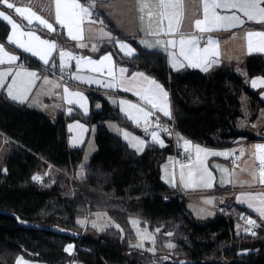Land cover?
Segmentation results:
<instances>
[{"label": "crops", "instance_id": "1", "mask_svg": "<svg viewBox=\"0 0 264 264\" xmlns=\"http://www.w3.org/2000/svg\"><path fill=\"white\" fill-rule=\"evenodd\" d=\"M0 19L8 26L7 43L0 42V93L52 120L58 114L85 118L106 102L140 133L128 132L116 119L102 120L132 149L141 150L147 140L168 144L162 126L145 127L141 103L163 111L165 97L169 101L157 78L133 67V57L157 52L173 71L208 73L220 65L244 64L249 54H264V0H0ZM57 68L71 72L75 87L55 79ZM246 82L255 91L264 89V76ZM96 125L79 117L65 121L68 147L82 149L81 166L96 150ZM254 136L232 147H211L178 134L192 162L173 172L168 152L161 180L190 193L185 203L195 220L214 218L217 210L237 217L244 210L263 228L264 136ZM233 221L237 234L251 232ZM65 249L70 254L76 245L70 242ZM15 263L45 264L21 255Z\"/></svg>", "mask_w": 264, "mask_h": 264}, {"label": "trees", "instance_id": "2", "mask_svg": "<svg viewBox=\"0 0 264 264\" xmlns=\"http://www.w3.org/2000/svg\"><path fill=\"white\" fill-rule=\"evenodd\" d=\"M7 33L0 19L1 43H7ZM132 59L133 67L149 72L167 90L170 120L183 138L211 147L226 146L238 135L256 138L236 129L242 115L239 96L247 94L253 113L263 102L234 66L220 65L208 73L173 71L157 52ZM244 67L250 77L264 76V54H249ZM75 117L97 123L96 150L82 166V149L69 148L66 139L65 121ZM106 118L135 130L106 102L85 118L58 114L52 120L0 93V132L8 143L0 165V264H16L19 255L45 264H69L65 248L70 242L76 245L79 264H264V227L237 234L234 221L223 215L195 220L184 199L163 195L174 191L160 177L161 163L171 152L169 141L161 147L147 140L137 153L107 130L102 124ZM46 168L55 176L43 174ZM42 174L44 181L39 182ZM97 210L106 211L124 235L113 227L96 231L87 226L75 238L83 229L81 219ZM130 216L157 228L160 239L170 238L173 247H163L156 255L132 247Z\"/></svg>", "mask_w": 264, "mask_h": 264}, {"label": "rangeland", "instance_id": "3", "mask_svg": "<svg viewBox=\"0 0 264 264\" xmlns=\"http://www.w3.org/2000/svg\"><path fill=\"white\" fill-rule=\"evenodd\" d=\"M236 73L243 77V79L246 81L249 76L246 73L244 64H237L235 66ZM257 89V88H256ZM259 89V88H258ZM260 97L264 100V89L260 88L257 90ZM240 104H241V110L242 115L237 119L236 123V129L237 130H244L248 134L261 136L263 138L264 136V104L259 105L256 112L253 113L250 109L248 96L246 93H242L239 96ZM166 102V108H164L163 111H159L162 116H164L167 119L171 118V107L170 103L168 101V98L165 97ZM132 126V125H131ZM136 128V126H134ZM146 127V126H145ZM125 130H128V132H134L137 136H140V133L135 132V130L131 129L129 126H124ZM139 129V128H138ZM140 131V130H138ZM142 138H139L140 141L144 140L143 135H141ZM161 138V136H160ZM256 138H250L247 135H238L235 137H230L227 141V147H232L234 144H240L245 142H250L255 140ZM125 141V140H124ZM126 142V141H125ZM127 143V142H126ZM225 146V147H226ZM237 148V147H236ZM137 153H140L143 151L144 147L140 149L133 148ZM5 150H8V143H6V137L3 136L0 133V165H1V159L3 157V154L5 153ZM46 171V172H45ZM43 174H47L51 177L55 176V172H53L51 169L46 168L44 170ZM40 175L39 178L43 177L44 175ZM78 180V179H77ZM79 181V180H78ZM75 182V181H73ZM80 182V181H79ZM78 183V182H76ZM81 186H86L80 182L78 183ZM74 187V185H72ZM72 186L70 188H72ZM71 193L75 195L77 192L71 190ZM85 208L89 210V206L85 204ZM81 223L83 227H93L96 231H101L109 227H113L114 229L120 231L123 234V229L119 225H117L114 220L109 217L106 211L104 210H97L93 213H88V215L84 216L81 219ZM128 225L130 229V245L134 247L135 249L143 252H148L151 255H156V253L164 248L171 249L174 245V242L170 238H164L162 237L160 239V234L157 228H150L149 225L145 222H143L138 216H130L128 218ZM236 229L238 232L241 231V229L236 225ZM82 232V230H81ZM85 232V229H84ZM124 235V234H123Z\"/></svg>", "mask_w": 264, "mask_h": 264}, {"label": "built area", "instance_id": "4", "mask_svg": "<svg viewBox=\"0 0 264 264\" xmlns=\"http://www.w3.org/2000/svg\"><path fill=\"white\" fill-rule=\"evenodd\" d=\"M56 32L58 33V30ZM57 33H56V36L58 35ZM56 44H57V46L60 47L62 45V41H60L57 38ZM78 55H79V52L74 53V56H78ZM41 71L43 73H48V71L45 69H41ZM52 74L60 84L70 86V87H75L74 83L72 82V76H71L70 71H68V70L62 71L61 69L57 68V70L53 71ZM141 105L146 110V118H145L146 128L151 129L154 126H162L163 127L164 136L169 141V144L171 146V152H172L173 159H174L173 172H175V168L178 165L190 164L192 162V158H190L188 156L186 148L180 144L179 139H178V133H177L173 123L171 122V120L162 116L156 108H154L148 104L141 103ZM48 164H49V166L55 167L51 163H48ZM55 168H57V167H55ZM63 173L65 175H67V177L69 178L70 181H72V182L75 181V182L80 183L71 173H66V172H63ZM38 181L43 182L44 178L41 177L38 179ZM163 195L164 196H177L179 199L185 200V198L189 197L190 193L186 192L184 190H180V191L166 192ZM86 205L89 206L88 203H86ZM217 211L220 215L231 218L232 220H235L238 223L244 225L251 232H256L259 229H261V228L257 227V225L255 224V221L251 217V215L244 210H241L239 216H237V217H234L230 214H225L224 211H222V210H217ZM84 229H85V227H83L82 232H80L81 233L80 237L83 235ZM70 255H71V259H70L69 264H78V261L75 258L76 249H74L72 251V253H70Z\"/></svg>", "mask_w": 264, "mask_h": 264}, {"label": "water", "instance_id": "5", "mask_svg": "<svg viewBox=\"0 0 264 264\" xmlns=\"http://www.w3.org/2000/svg\"><path fill=\"white\" fill-rule=\"evenodd\" d=\"M80 235H81V233H79V234H75V238H79Z\"/></svg>", "mask_w": 264, "mask_h": 264}]
</instances>
